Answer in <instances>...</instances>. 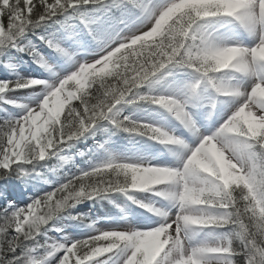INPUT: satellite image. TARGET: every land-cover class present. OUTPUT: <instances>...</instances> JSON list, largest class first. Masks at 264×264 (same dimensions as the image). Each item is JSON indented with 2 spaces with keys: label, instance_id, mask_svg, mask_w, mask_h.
Here are the masks:
<instances>
[{
  "label": "snow or ice",
  "instance_id": "snow-or-ice-1",
  "mask_svg": "<svg viewBox=\"0 0 264 264\" xmlns=\"http://www.w3.org/2000/svg\"><path fill=\"white\" fill-rule=\"evenodd\" d=\"M89 11L112 22L97 27ZM70 19L96 43L91 58H77L85 45L65 24ZM54 24L61 28L48 34ZM229 26L247 39L221 33ZM14 53L30 57L51 82L20 77L10 63ZM0 65L16 77L0 81V264H264V0H0ZM171 69L195 79L171 96L140 94ZM33 86L43 87L35 103H16L15 93ZM218 101L231 113L194 148L160 127L119 118V105L147 102L199 136L190 107H208L211 117ZM101 121L188 154L179 168L109 159L24 206L15 202L13 181L27 186L41 162L64 160L60 154ZM131 190L167 202L132 201L158 217L156 226L101 231L88 224L90 235L74 242L45 235L61 232L51 222L77 204ZM209 228L211 243L196 240Z\"/></svg>",
  "mask_w": 264,
  "mask_h": 264
},
{
  "label": "rangeland",
  "instance_id": "rangeland-1",
  "mask_svg": "<svg viewBox=\"0 0 264 264\" xmlns=\"http://www.w3.org/2000/svg\"><path fill=\"white\" fill-rule=\"evenodd\" d=\"M89 12H91V11H89ZM114 15H116V13H114ZM118 15H119V13L116 16H118ZM92 19L94 20L95 17ZM65 22L73 23V25H70V26H76V25L80 26L79 25L80 22L76 19H70V20L65 21ZM111 22H112V17L107 16L101 22L100 25L102 27V25L104 23L110 24ZM57 25L58 24L51 25L48 29V32L52 28H55ZM81 26H83V25H81ZM145 30H147V29H145ZM37 31H38V33H42L44 30L40 29ZM74 31L78 32L75 28H74ZM220 31H221V33H224V34L235 35L239 39L244 37V33L237 31L236 26H229L228 29H221ZM81 32L83 34H81ZM81 32H80V35L83 38L87 34L86 30L81 31ZM29 40L31 41L32 44L37 45L38 47H40L41 49L44 50V46L41 44V42L39 41V39L37 37L30 35ZM83 43L86 46L83 47L84 49L82 48L83 50L80 49V53L82 50L83 57H86L89 59V58H91V55L93 53L98 51L97 45L94 41L91 40V38L88 40L87 43H85V41ZM93 46L96 47V49H93ZM137 46H139V45H136L134 47H137ZM45 52L51 54L50 52H48V50ZM20 55L24 60L27 57V55L24 53H20ZM23 55H26V56H23ZM26 63L28 65L27 67H29L28 69H31V70L34 69V72L43 70L40 67H38L35 63H33L31 58ZM15 65H18V64H15ZM15 72L20 77L32 78L30 76V74H32L33 72L32 73H25V72H22L20 70H17V67L15 68ZM177 72H180L183 75H185L184 78L175 76L177 79H180L178 81L179 89L183 88L184 85H186L190 82H193L195 79V76L190 71L180 70V69H171L170 75H175ZM15 78L16 77L12 74V71L4 68L3 65H0V81L14 80ZM44 81H46L47 83L51 82L48 79H46ZM153 84H154V82L151 84H146L147 86L145 85L147 94L148 95H163L154 89ZM179 89L176 91L172 90L173 94L178 93ZM24 90H26V89H24ZM16 93H19V92H16ZM201 95L204 97L211 98L215 94L211 90L205 91V90L201 89ZM177 98L182 99V97H179V96H177ZM217 103H220V102L218 101ZM5 108L7 109V111L9 113L16 115V116H19L18 115L19 109L15 110L11 106L5 107ZM153 109H157V111L153 110ZM118 110L120 112V117H119L120 119L127 117L128 119L134 120L138 123H147V124L152 125V126L160 127L163 130V127H162L163 124L162 123H154L153 124L149 121L142 119L141 117L135 116V114H137L139 112L157 113V112H162L163 110L166 111L167 109L163 108L162 106L154 105V104L153 105H151V104L141 105V104H137V103H135V104L123 103V104L118 106ZM3 115H4V113L0 112V116H3ZM173 119L175 120V118H173ZM222 121H223V119H222ZM176 129L184 131V127L179 121H178V125L170 127L169 133H173ZM94 130H95V133L92 132V133L87 134L86 136L83 137V138H85V137H88L90 135L89 139L87 140L90 142V144H89L90 147H87V152H86V150H84V154H82V156H84V158L82 160H79V161L76 160V161L72 162L71 165L67 168V167H64V166L57 164V162H58L57 157H52L50 159H46V161L41 162V165L38 166L34 172H31L29 174V176L27 177V186H25L24 184H21L18 181H13L12 183L14 185H16L15 202L19 206H24L25 204L28 203L29 197H37L38 198L40 195L47 194L48 192L54 190L55 187L59 186V183L64 181L67 177L74 176V175H80L83 172L90 171L95 166L105 164L109 159H113L117 162L141 163V164H148L149 165L151 160L159 158V157L154 156V153L156 151V147L153 146V143H157L159 145H162L157 141H154L152 139L144 140V139H142L144 137H141V136H136L133 139H131L132 136L125 134L127 132H124L122 130L115 128L108 121H101L93 129V131ZM214 133L215 132L212 131L211 135H213ZM123 135H124V137L122 138L121 141L128 142L130 144V148H127V150H126V153L129 156H131L128 159L121 158V157H114L115 155H117L114 152L111 155H107L110 158H106L105 160H103L106 155L105 154L104 155L98 154V153H100V149H94L93 148L95 146V144L99 143V145L103 146L104 143H107L110 141H116L113 139V137L117 138V137H122ZM125 135H127V136H125ZM75 142L72 144V146L70 148H66L60 155H62L64 152H69V151L74 150L75 149V146H74ZM138 144H140V145H138ZM162 146L164 149L166 148L165 145H162ZM122 149H115V150L116 151L119 150L121 152ZM228 155H229V153H228ZM180 156L181 155L180 154L178 155L176 153V151L175 152L172 151L169 155H166L164 153L163 157L165 158V160H164L163 164H167V166L169 167L173 163H175V162H173L174 159L176 157L181 158ZM100 157H103V158H100ZM93 160L97 163H92ZM132 191H134V190H131L128 193V195H125V194L118 192V193L109 195L106 198H97L95 200H85L84 202L77 204L75 206V208L70 209L67 214L56 218L51 223L52 228H60V229H62L61 232L58 233L56 231L50 230L45 235L50 240L51 239L58 240L59 238H67L69 241H72V242L79 240V239L86 238L88 235H90V229L86 225L93 224L94 227H96V221H95L96 216H100L104 220L116 219L118 222V225H115V227L110 226V225L104 226V228L101 231H107V230H113V229H126L127 224H126V222H124V220L131 215L133 210L140 211V212L142 210H147V208H145V207L141 208L139 206L137 207V206L132 204L133 200L141 201L144 204L147 203L146 197L144 195H140L139 191H137V190H136V192H133L134 194H132ZM131 195H133V196H131ZM129 196H131L132 199H129L128 198ZM121 201L126 202V203H130V205H132V206H128L127 208L121 207L120 206ZM69 215H73V216L82 215L83 217H85V222L83 224H81V223H78L76 221L70 220L68 218ZM65 230L68 232H65ZM220 231H223V230H220ZM204 232H205L204 234H206L208 237H210L211 240L213 241V235L214 234L212 233L211 229L210 228L205 229ZM75 234H76V237L71 239V237H72L71 235H75ZM57 236L59 238H57ZM68 237H70V239ZM59 241L60 240H58L57 242H59ZM61 242H62V239H61ZM99 259H101V258H99Z\"/></svg>",
  "mask_w": 264,
  "mask_h": 264
},
{
  "label": "bare ground",
  "instance_id": "bare-ground-1",
  "mask_svg": "<svg viewBox=\"0 0 264 264\" xmlns=\"http://www.w3.org/2000/svg\"><path fill=\"white\" fill-rule=\"evenodd\" d=\"M87 14L89 17H91V19L95 17L94 21L97 22V24H96L97 27H101V25H100L101 22L105 19V17L109 16L103 12H92L91 11V12H88ZM65 24H67L69 26L73 25V23H71V22H69V23L65 22ZM79 25L80 26H77V25L71 26V28L73 30L75 28L78 31L77 33H79V35H80V32L84 31V29H83V26H81V24H79ZM107 25H109V24L104 23L102 25V27L107 26ZM60 28H61V26H60V24H58L55 28H52L48 32V34H52L53 32H55L56 30H58ZM236 28H237V31L243 32L241 29H239L238 26H236ZM60 34H63L62 30H61ZM81 34H83V33L81 32ZM85 37L88 38L87 34L83 38H85ZM80 38L83 42V38L81 37V35H80ZM240 39L246 40L247 37L244 34V37L240 38ZM85 43H87V42H85ZM93 48H94V46H93ZM82 50H81L80 55L77 57L81 61L88 59L86 57H83V55H81ZM45 51H47V49H44V52ZM45 54L48 56H52V54H49L47 52H45ZM29 59L30 58L27 56L24 60L21 57L20 53H14L12 55L10 63H12L14 66H16L17 70H20L22 72H25V73H32L33 72L32 74H30V76L32 78L40 79L43 82H46V81H44L46 79L51 81V76L48 72L46 73L43 70L34 72V69H32V70L28 69L29 67H27V64L25 63V61L27 62V61H29ZM59 63L62 64V62H59ZM15 64H18V65H15ZM57 70L59 71V69H57ZM175 76L182 77V78L185 77V75H183L180 72H177L175 75H170L168 70H165V73L162 74V78H160L154 82V84H153L154 89L156 91L160 92L161 94L166 95V96L173 95L172 90L174 88H179L178 81L180 80V79H177ZM17 92H19V93H15V95L18 97L16 103L33 105L35 103L36 96L43 92V87L42 86H33V88H29V89L17 91ZM41 102H42V100H41ZM10 106L13 107V109L18 110V108H16L14 105H5V107H10ZM153 110L157 111V109H153ZM189 110L192 112L194 121L196 122L197 128L199 129V134H200L199 136L193 135L186 128H184V131L176 129L173 133H169L171 126L178 125V120L177 119L174 120L173 118H175V117L171 113H169L167 110L166 111L163 110L162 112H157V113L139 112V113L135 114V116L141 117L142 119L149 121L153 124L154 123H162L163 124L162 125L163 130L167 131L170 135H173L177 138H180L184 142V144L188 145L189 148H194L200 142V137L211 136L212 131L216 132L219 129V127L222 126V124L225 121V119L227 118V116L231 113L232 107L228 103H221V102L217 103V107L213 111L211 117H209V115H208V112H209L208 107L196 106V107H190ZM18 111H19L18 115H21L20 109ZM204 118H205V121H204ZM222 119H223V121H222ZM205 122H207V123H205ZM93 133H95V130L93 131ZM89 137H90V135L88 137H85V138L82 137V138L78 139L74 144L76 150L64 152L61 155L62 157H64V160L57 158L58 159L57 164L68 168L72 162H74L76 160H80L82 157H84V156H82V154H84V150H86V152H87V147H90L89 146L90 142L87 141L89 139ZM123 137H124V135L122 137H117V138L113 137V139L116 141H110V142L104 143L103 146L99 145V143H98V144H95V146L93 148L94 149H100V153H98V154H105L106 156L114 153L116 151L115 149H122L123 148L122 151L126 152L127 148H130V144L128 142L121 141ZM133 138L134 137H131V139H133ZM138 145H140V144H138ZM153 146L156 147V151L154 153V156H157L159 158L151 160L149 163V165H151V166L168 167L167 164H163V162L165 160V158L163 157L164 152L167 151L168 153H171L172 151H174V152L176 151V153L178 155L179 154L181 155L180 156L181 158L176 157L173 161L175 163H173L169 167L170 168H179L183 164V162H184V160L188 154L186 152V150L183 147H181L180 145H169V146H166L165 149L163 148L162 145H159L157 143H153ZM217 148H219L218 145H217ZM226 153L227 152L224 153V161L225 162H227V160L229 158L228 153L227 154ZM125 154L128 155L127 153H125ZM125 154H120V155H117L114 157H121V158H125V159H128L131 157L129 155L124 156ZM106 156H105V159H106ZM65 160L67 161V163L64 162ZM135 192H136V190H135ZM132 194H134V193H132ZM139 194L144 195L146 197L148 204H153L154 206H161V205L167 204V202L163 201L161 198L154 196L151 191H139ZM131 196H133V195H131ZM132 204L137 206V207L139 206L138 204H135V203H132ZM120 206L127 208L128 206H132V205H130V203H126V202L121 201ZM141 208H143V207H141ZM174 212H175V209L172 210L173 214H174ZM95 221H96V227L95 228L98 230H102L104 228V226L110 225V226L115 227V225H118V222L116 219L104 220L100 216H96ZM157 221H158V217H156L153 213L149 212L148 210H142L141 212L133 210L131 215L124 220V222H126V224H127V228L131 227V228H135L137 230H148L150 227L156 226ZM65 232H68V231L65 230ZM204 233H205L204 231L199 233L196 236V240H198V241H205L206 240V241L211 242L212 241L211 238L208 237ZM71 236L70 237L72 239V238L76 237V234L71 235ZM70 237H68V238L70 239ZM57 238H59V237L57 236ZM61 239H63V238L58 239V240H60L59 242H61ZM51 240L52 241H58V240H54V239H51ZM101 259H103V258H101Z\"/></svg>",
  "mask_w": 264,
  "mask_h": 264
},
{
  "label": "trees",
  "instance_id": "trees-1",
  "mask_svg": "<svg viewBox=\"0 0 264 264\" xmlns=\"http://www.w3.org/2000/svg\"><path fill=\"white\" fill-rule=\"evenodd\" d=\"M137 47H139V46H137ZM145 85H146V84H145ZM145 85L142 86V87L139 89V92H140L141 95H146V94H145V92H146ZM64 179H65V178H64Z\"/></svg>",
  "mask_w": 264,
  "mask_h": 264
}]
</instances>
